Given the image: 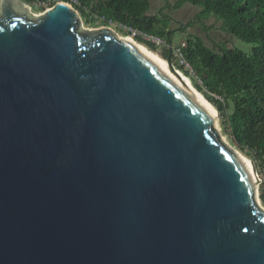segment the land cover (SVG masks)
Returning a JSON list of instances; mask_svg holds the SVG:
<instances>
[{
  "label": "water",
  "instance_id": "1",
  "mask_svg": "<svg viewBox=\"0 0 264 264\" xmlns=\"http://www.w3.org/2000/svg\"><path fill=\"white\" fill-rule=\"evenodd\" d=\"M28 6L0 0V264H264L255 179L208 110L69 3Z\"/></svg>",
  "mask_w": 264,
  "mask_h": 264
},
{
  "label": "trees",
  "instance_id": "2",
  "mask_svg": "<svg viewBox=\"0 0 264 264\" xmlns=\"http://www.w3.org/2000/svg\"><path fill=\"white\" fill-rule=\"evenodd\" d=\"M22 1L33 7L42 1L50 7L60 0ZM63 1L71 3L88 21L100 19L103 25L124 23L162 37L166 44L161 56H167L171 33L166 35L165 27L156 28L158 15L148 13L150 0ZM186 2L199 6L201 16L212 15L220 20L226 32L255 44L251 54L220 45L216 50L196 36L187 38L184 52L196 73L189 77L219 111L224 132L241 152L264 162V0H176L177 4ZM136 41L156 51L154 44L140 37ZM255 166L260 169L259 164ZM260 200L264 203V193Z\"/></svg>",
  "mask_w": 264,
  "mask_h": 264
},
{
  "label": "rangeland",
  "instance_id": "3",
  "mask_svg": "<svg viewBox=\"0 0 264 264\" xmlns=\"http://www.w3.org/2000/svg\"><path fill=\"white\" fill-rule=\"evenodd\" d=\"M151 1H152V6L150 7L148 13L152 15H158L159 25H157L156 28L162 30L165 27L166 34L168 32L171 33V43L177 44L182 40H187V38H195L196 36H198L201 39H203L208 46L215 48L216 50H219L218 45H220L223 48L234 47L246 52L247 54L252 53V49L255 45L254 43L243 41L242 39L235 37L234 35H231L230 33L226 32L222 27L221 21L216 19L212 15L206 17L201 16L199 14V11L201 9L199 6H195L189 2H186L184 4L183 3L177 4L176 0H151ZM37 6L39 7L38 4H36V6L34 7L29 5L27 9L32 15L36 16L39 13L43 12V10L45 9V8L37 9ZM78 16L81 19V27L83 28H93V27L96 28L100 26H107L108 28L112 29V31H114L117 37L128 36L126 35L127 33L124 30L119 29L114 24L103 25L102 24L103 22L100 19L88 21V19H85L79 12H78ZM135 38L137 39L138 37ZM135 38L134 40L136 41ZM140 44L150 49L145 44L143 43ZM164 45L163 44L155 45L156 51L152 50L153 52L158 54L162 59H164L161 56V53L164 49L163 47ZM181 73L185 75V73H183L182 71ZM186 79H188L190 85L194 87L191 78L188 77ZM198 92L202 94L200 91ZM202 96L204 95L202 94ZM214 108L216 110L215 106ZM215 124L220 131L221 139L224 141L226 145L234 149V151H236L237 154L238 152H240L243 155H245L249 160H251L254 163V165H256V163L259 164L260 169L259 170L257 169V178H258L257 193H258L259 201L261 205L264 207V203L260 200V194L264 193V162L261 159H256V160L252 159L250 156L246 155V153L241 152L238 149V147L234 145L229 135H227L224 132L221 126L219 111Z\"/></svg>",
  "mask_w": 264,
  "mask_h": 264
},
{
  "label": "bare ground",
  "instance_id": "4",
  "mask_svg": "<svg viewBox=\"0 0 264 264\" xmlns=\"http://www.w3.org/2000/svg\"><path fill=\"white\" fill-rule=\"evenodd\" d=\"M124 39H127L128 41L135 44V46L145 55L147 56L151 61H153L164 73H166L169 77L172 78V80L177 83V85L180 86V88L184 91H186L192 98H194L197 102H199L208 112L211 114L212 118L216 122L218 111L215 110L214 106L205 99L202 94H200L192 85H190V82L186 77L179 72L180 74H177L174 72L170 66L168 65L167 61L165 59H162L158 54L153 52L152 50L146 48L144 45L138 43L134 40V38L130 36H124L122 37ZM185 77V78H184ZM237 153V152H236ZM238 157L240 160L246 165L248 171L250 174L253 175L256 185L258 182L257 173L254 168V164L251 160H249L245 155L238 152Z\"/></svg>",
  "mask_w": 264,
  "mask_h": 264
},
{
  "label": "built area",
  "instance_id": "5",
  "mask_svg": "<svg viewBox=\"0 0 264 264\" xmlns=\"http://www.w3.org/2000/svg\"><path fill=\"white\" fill-rule=\"evenodd\" d=\"M60 1H63V0H60ZM64 2H66V1H64ZM72 2L77 3V0H72ZM67 3H69V2H67ZM37 4L39 6H43L45 9L49 8L47 3H45V2L38 1ZM69 4L72 6L71 3H69ZM110 24H114L119 29L124 30L127 33L126 35H128L132 38L140 37L144 41L150 42L154 45L166 44L165 40L162 37L155 35V34H152V33H148L146 31H143V30L136 28V27H133L131 25H127L124 23H118V22H112ZM186 46H187L186 40H182L177 44H173V53H172L173 65L179 72L182 71L188 77L191 75L196 76L194 68L192 67L191 63L188 61V59L185 56L184 49Z\"/></svg>",
  "mask_w": 264,
  "mask_h": 264
},
{
  "label": "crops",
  "instance_id": "6",
  "mask_svg": "<svg viewBox=\"0 0 264 264\" xmlns=\"http://www.w3.org/2000/svg\"><path fill=\"white\" fill-rule=\"evenodd\" d=\"M151 1V0H150ZM151 6H152V1H151ZM173 44V43H172Z\"/></svg>",
  "mask_w": 264,
  "mask_h": 264
}]
</instances>
